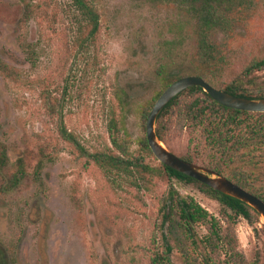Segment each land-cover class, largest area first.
Wrapping results in <instances>:
<instances>
[{"label":"rangeland","instance_id":"1","mask_svg":"<svg viewBox=\"0 0 264 264\" xmlns=\"http://www.w3.org/2000/svg\"><path fill=\"white\" fill-rule=\"evenodd\" d=\"M48 1L60 7L56 17L22 23V0H0V54L18 74L11 79L0 73V145L12 162L24 157L30 174L17 191L0 189V264H148L161 237L159 210L169 185L157 178L140 192L126 183L118 188L98 168L86 167L59 130L66 129L91 152L106 151L112 148L115 122L138 153L145 135L142 107L164 83L157 69L165 67V76L191 74L196 67L194 23L156 0H99V44L75 54L70 0ZM246 1L250 8L235 15L234 31L213 38L227 60L224 81L264 57V0ZM28 44L35 45V64L23 50ZM258 77L263 80L264 72ZM179 110L166 117L163 144L177 156L192 151L209 157L207 134L189 128ZM44 153L51 161L36 178ZM146 162L159 163L149 156ZM260 174L259 182H250L264 189V165ZM173 184L181 196L223 219L222 205L197 184ZM263 224L260 216L236 225L247 259L263 261ZM174 248L171 264H202L199 251L185 248L187 260L180 246Z\"/></svg>","mask_w":264,"mask_h":264},{"label":"trees","instance_id":"2","mask_svg":"<svg viewBox=\"0 0 264 264\" xmlns=\"http://www.w3.org/2000/svg\"><path fill=\"white\" fill-rule=\"evenodd\" d=\"M99 0H70V11L75 18L74 51L95 50L101 37V14L97 8ZM175 6L194 23L195 45L194 64L191 74L187 71L178 75H165L166 68L159 67L157 76L163 80L162 90L142 107V122L145 135L138 141L139 152L131 150L130 140L122 135L117 123L111 124L110 139L112 148L106 151L91 152L80 144L66 129L59 130L60 137L76 151L77 158L84 160L86 167L98 168L107 181L121 188L120 183L131 185L140 191L148 188L147 184L161 178L169 185L167 196L161 199L160 239L149 256L148 264H171V255L175 246H180L183 257L190 260L192 248L200 252L202 264H264L260 257L247 259L240 250L236 225L240 219L260 218L259 214L246 203L213 190L199 181L179 173L162 163L151 166L146 158L156 161L146 137V122L150 111L160 95L179 79L194 75L199 76L215 89L237 97L259 100L264 99V79L258 73L264 72V57L252 60L240 75L228 81L223 79V68L226 59L221 47L213 40L217 33L230 34L234 31L238 19L235 17L242 10H249L250 2L246 0H156ZM22 23L39 16L56 17L60 7L48 0H22ZM35 45H23L32 64H35ZM0 73L17 79L18 74L3 60L0 54ZM221 78V79H220ZM223 78V79H222ZM180 107L189 128L204 130L207 134L212 154L204 158L198 152H187L181 159L206 167L220 176L264 201V189L256 188L260 181V170L264 165V113H251L225 107L214 101L202 88L191 87L175 97L159 114L156 121V134L165 142L166 117ZM124 133V132H123ZM122 135V136H121ZM38 162L34 172L36 178L51 157ZM203 158V159H202ZM28 163L24 157L11 161L5 145H0V189L12 193L21 188L29 179ZM12 169V170H11ZM197 184L210 197L223 207V219L210 214L191 197L181 196L175 189L173 181ZM200 227L206 229L200 234ZM264 230V224H263ZM185 242V243H184ZM222 255L217 256L219 251ZM194 262L191 261V263Z\"/></svg>","mask_w":264,"mask_h":264},{"label":"water","instance_id":"3","mask_svg":"<svg viewBox=\"0 0 264 264\" xmlns=\"http://www.w3.org/2000/svg\"><path fill=\"white\" fill-rule=\"evenodd\" d=\"M202 88L214 101L236 110L251 113H264V99L253 100L237 97L215 89L199 76H186L170 85L158 98L146 122V137L154 156L165 166L189 176L215 191L238 199L252 207L264 219V201L214 171L187 162L172 153L156 134V121L163 109L180 93L191 87Z\"/></svg>","mask_w":264,"mask_h":264}]
</instances>
